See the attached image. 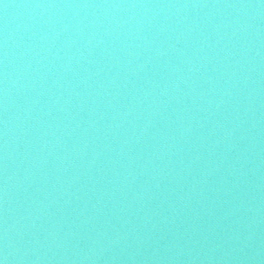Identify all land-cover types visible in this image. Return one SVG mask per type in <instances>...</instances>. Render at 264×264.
<instances>
[{
	"label": "water",
	"instance_id": "95a60500",
	"mask_svg": "<svg viewBox=\"0 0 264 264\" xmlns=\"http://www.w3.org/2000/svg\"><path fill=\"white\" fill-rule=\"evenodd\" d=\"M0 264H264V0H0Z\"/></svg>",
	"mask_w": 264,
	"mask_h": 264
}]
</instances>
